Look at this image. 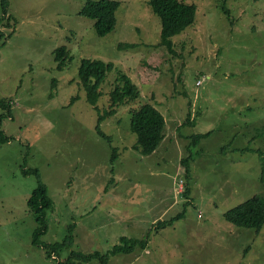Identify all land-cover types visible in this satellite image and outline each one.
I'll return each instance as SVG.
<instances>
[{
  "label": "rangeland",
  "instance_id": "obj_1",
  "mask_svg": "<svg viewBox=\"0 0 264 264\" xmlns=\"http://www.w3.org/2000/svg\"><path fill=\"white\" fill-rule=\"evenodd\" d=\"M89 1L0 0V99L12 106L11 116L0 107V264H58L34 244L28 201L38 180L23 169H38L48 187L53 207L40 240L66 243L59 260L110 253L128 237L147 238L146 249L107 264H264V226L257 232L225 218L264 197V0H226L229 13L221 0H184L197 6L196 20L173 38L175 52L157 46L162 22L148 0H117L106 36L80 13ZM61 46L72 56L63 70ZM83 59L115 66L101 86V110L121 74L141 93L102 123L110 141L80 83ZM146 102L167 121L149 155L130 125L131 106ZM190 113L194 125L186 124ZM166 220L173 223L157 228Z\"/></svg>",
  "mask_w": 264,
  "mask_h": 264
},
{
  "label": "trees",
  "instance_id": "obj_2",
  "mask_svg": "<svg viewBox=\"0 0 264 264\" xmlns=\"http://www.w3.org/2000/svg\"><path fill=\"white\" fill-rule=\"evenodd\" d=\"M5 1L6 0H4V2ZM148 3L154 13L160 17L162 22L161 40L157 46H164L167 47L170 52H175L173 38L182 34L188 27L194 24L197 6L195 4H188L184 2V0H148ZM221 5H223L224 11L229 13V10L226 8V0H221ZM119 7L120 2L117 0H91L80 13L82 16L94 21V27L99 36H106L116 27V13ZM120 47L133 50L137 48L138 45L121 44ZM55 60L58 63V69L63 70L67 63L72 60L70 49L67 46L57 48L55 51ZM114 68L115 66L111 62H105L99 59H83L79 69L80 83L86 91L87 101L98 111L97 131L102 138L108 141L111 140V136L102 129V123L110 116L115 115L118 108L122 105H131L141 94L138 86L132 79L126 74H121L116 81L114 89L109 93V107L105 110H101L99 107V101L103 95L101 86L105 82L107 75ZM53 83L55 86L57 80H54ZM75 98L77 97H73L72 100ZM8 102L11 101L0 99V107L11 116L12 106H10ZM130 109L132 115L130 124L131 130L136 133L138 137L136 147L141 148V152L146 155L155 153L166 136L167 121L165 116L149 102L136 107L131 106ZM3 118V116L0 117L1 139V135L5 136L3 129H1ZM187 123L189 125L195 124L192 122L191 113L188 115L186 124ZM209 135L210 132L194 135L193 143L199 145L201 140ZM113 152L112 161H115L118 156L117 149L115 148ZM189 160L188 157L183 159V164L187 170V176H189L191 172ZM23 175L26 177L35 175L37 177L38 186L34 189L28 201L29 209L35 215L38 224L33 241L37 246H43L47 253V257L52 258L53 255H59L64 244L66 246V243H57L49 246L45 244L42 245L40 240V238L47 233V212L52 209L53 201L49 196L48 187L46 183L42 181V176L38 169H23ZM184 193L186 197L189 195V184L186 186ZM225 218L235 226L252 228L258 232L264 226V197L262 195H255L246 202L226 212ZM170 220L174 221L175 218ZM172 223L173 222L168 220L160 221L157 228L165 227ZM69 243H72L71 238L69 239ZM147 245V238L136 239L122 237L121 243L115 245L110 253L95 252L93 254H84L72 252L63 260H59L58 256L53 257V259L58 260V264H79L80 262L87 263L93 260H97L102 264H107L112 255L130 254L138 247L146 249Z\"/></svg>",
  "mask_w": 264,
  "mask_h": 264
},
{
  "label": "built area",
  "instance_id": "obj_3",
  "mask_svg": "<svg viewBox=\"0 0 264 264\" xmlns=\"http://www.w3.org/2000/svg\"><path fill=\"white\" fill-rule=\"evenodd\" d=\"M198 84H201V81L200 80L198 81Z\"/></svg>",
  "mask_w": 264,
  "mask_h": 264
},
{
  "label": "clouds",
  "instance_id": "obj_4",
  "mask_svg": "<svg viewBox=\"0 0 264 264\" xmlns=\"http://www.w3.org/2000/svg\"><path fill=\"white\" fill-rule=\"evenodd\" d=\"M53 257H57V256H56V255H53ZM53 257H52V258H53Z\"/></svg>",
  "mask_w": 264,
  "mask_h": 264
}]
</instances>
